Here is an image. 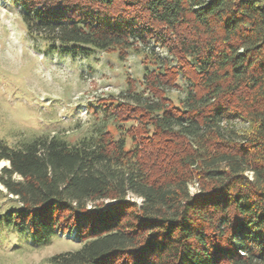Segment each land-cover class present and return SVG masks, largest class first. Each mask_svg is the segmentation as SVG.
Segmentation results:
<instances>
[{"label": "trees", "instance_id": "1", "mask_svg": "<svg viewBox=\"0 0 264 264\" xmlns=\"http://www.w3.org/2000/svg\"><path fill=\"white\" fill-rule=\"evenodd\" d=\"M10 1L47 52L152 68L74 142L0 138L4 223L37 245L74 231L46 264H264V0Z\"/></svg>", "mask_w": 264, "mask_h": 264}, {"label": "rangeland", "instance_id": "2", "mask_svg": "<svg viewBox=\"0 0 264 264\" xmlns=\"http://www.w3.org/2000/svg\"><path fill=\"white\" fill-rule=\"evenodd\" d=\"M20 14L18 5L0 0V138L8 144L54 134L74 142L101 123V102L126 100L129 91L143 90L145 68L152 66L134 50L123 58L117 51L76 58L47 52L42 40L27 34ZM153 47L170 58L164 48ZM168 95L176 100L182 93L171 89ZM5 164L0 161V168ZM15 207L0 184V264H46L54 253L80 246L74 231L35 244L29 233L4 223V213Z\"/></svg>", "mask_w": 264, "mask_h": 264}]
</instances>
